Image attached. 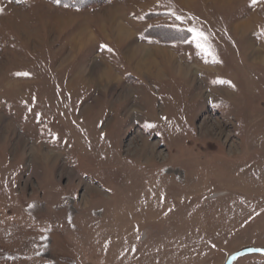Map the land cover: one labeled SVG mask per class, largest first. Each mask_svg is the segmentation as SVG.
Masks as SVG:
<instances>
[{"label":"rangeland","instance_id":"obj_1","mask_svg":"<svg viewBox=\"0 0 264 264\" xmlns=\"http://www.w3.org/2000/svg\"><path fill=\"white\" fill-rule=\"evenodd\" d=\"M80 2L0 0V264L264 251V0Z\"/></svg>","mask_w":264,"mask_h":264},{"label":"snow or ice","instance_id":"obj_2","mask_svg":"<svg viewBox=\"0 0 264 264\" xmlns=\"http://www.w3.org/2000/svg\"><path fill=\"white\" fill-rule=\"evenodd\" d=\"M260 2H262V0H251V5L255 6ZM176 19L181 20V17L177 16ZM188 31H190L193 34V42L195 43L196 48L200 50L202 53L211 56L212 51H211V45L209 43V37L196 28H189ZM23 75H28V74L23 73ZM149 127H151V125H149Z\"/></svg>","mask_w":264,"mask_h":264},{"label":"trees","instance_id":"obj_3","mask_svg":"<svg viewBox=\"0 0 264 264\" xmlns=\"http://www.w3.org/2000/svg\"><path fill=\"white\" fill-rule=\"evenodd\" d=\"M63 2H70V3H77V1H79L80 2V0H62ZM108 1V0H107ZM86 2H83V1H81L80 2V5L82 6V5H84ZM98 3H101V1H99ZM164 28V27H163ZM164 29H168V30H177L178 32L180 31L181 32V30H179V29H174V28H168V27H165ZM183 32V31H182ZM189 34H188V37H186L184 40H182V41H186L188 38H189ZM174 40H177V39H174ZM181 41V40H180Z\"/></svg>","mask_w":264,"mask_h":264},{"label":"water","instance_id":"obj_4","mask_svg":"<svg viewBox=\"0 0 264 264\" xmlns=\"http://www.w3.org/2000/svg\"><path fill=\"white\" fill-rule=\"evenodd\" d=\"M250 252H257V253H262V254H264V251H261V250H246V251H242L241 253H239V254H237V255H235V256H232L231 258H230V260H229V262H228V264H230L236 257H238V256H242V255H244V254H248V253H250Z\"/></svg>","mask_w":264,"mask_h":264},{"label":"crops","instance_id":"obj_5","mask_svg":"<svg viewBox=\"0 0 264 264\" xmlns=\"http://www.w3.org/2000/svg\"><path fill=\"white\" fill-rule=\"evenodd\" d=\"M168 13H169V12H167V11H162V14H168ZM169 14H170V13H169ZM173 27H174V26H173ZM174 28L181 29V28H179V27H174ZM182 28H183V26H182ZM192 38H193V37H192ZM192 38H191V40H193Z\"/></svg>","mask_w":264,"mask_h":264},{"label":"bare ground","instance_id":"obj_6","mask_svg":"<svg viewBox=\"0 0 264 264\" xmlns=\"http://www.w3.org/2000/svg\"><path fill=\"white\" fill-rule=\"evenodd\" d=\"M174 59V58H173ZM166 61H168V58H166ZM170 61V60H169ZM171 63V62H170ZM182 70H183V68H182Z\"/></svg>","mask_w":264,"mask_h":264}]
</instances>
